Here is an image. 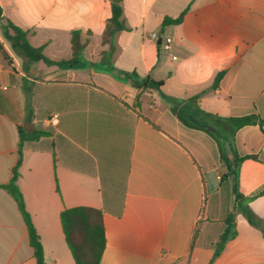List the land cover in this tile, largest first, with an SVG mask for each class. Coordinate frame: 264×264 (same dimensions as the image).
Returning a JSON list of instances; mask_svg holds the SVG:
<instances>
[{
	"label": "crops",
	"instance_id": "0c3cea01",
	"mask_svg": "<svg viewBox=\"0 0 264 264\" xmlns=\"http://www.w3.org/2000/svg\"><path fill=\"white\" fill-rule=\"evenodd\" d=\"M121 5L129 30L116 33L110 58L102 55L108 50L102 35L112 0H0L3 22L27 31L29 43L50 60L72 58L75 30L85 44L73 68L30 62L0 28V185L11 180L18 159L19 127L33 123L27 134H49L24 144L17 185L46 264H76L61 213L77 206L103 211L100 264H208L227 219L237 235L213 264H264V131L259 123L234 131L185 104L199 94L200 110L264 121V0ZM182 13L180 24L162 26ZM166 37L173 57L161 46ZM124 72L164 85L161 92L142 91ZM180 102L210 123L229 166L215 136L173 114ZM235 153L257 159L237 164ZM124 178L117 215L103 184ZM0 264H36L18 204L2 188Z\"/></svg>",
	"mask_w": 264,
	"mask_h": 264
},
{
	"label": "trees",
	"instance_id": "16d2710c",
	"mask_svg": "<svg viewBox=\"0 0 264 264\" xmlns=\"http://www.w3.org/2000/svg\"><path fill=\"white\" fill-rule=\"evenodd\" d=\"M121 2L122 0H112V15L107 20L102 35V44L104 46H108V50L102 52L103 57L108 56L111 58V56L115 53L116 47L114 44V37L116 33L129 30L125 26V22L123 20V8ZM183 18L184 13H182L177 18L166 17L162 23V26L164 27L171 24H180L183 21ZM0 28L2 30L4 38L8 42H10L11 47L15 51V53H17L21 57L26 58L30 62L44 61L49 65H58L60 67L73 68L78 65L81 51L85 47V44L81 42V31H73L71 37L73 51L72 58L67 61L56 62L46 57L43 54L42 48H35L29 43L27 38V31L15 25L10 20H5V22H3V18H1V8ZM123 75L125 79L133 80L136 86L142 91L157 90L161 92V88L164 85L163 80H154L151 76L141 78L136 72H124ZM222 76V72L217 74L213 85L214 87H216ZM199 97V94L195 95L185 101V104L187 103L189 105V108H192L193 106L198 107L199 111L204 115L205 118L227 124L234 131L247 125H255L259 123L260 127L264 131V121L259 120L256 115H247L242 117H221L216 114L200 110L198 105ZM139 98L140 93L137 95V99ZM184 109V104L180 102L175 104L171 110L173 114L176 115L185 126L190 128L202 129L215 136L214 133L209 129V122L199 121L193 113H187V111ZM48 134V131L35 129L34 132L29 135L24 131L23 127H19L18 159L15 166L13 167L11 180L6 184L0 185V188L6 190L18 204L19 210L27 226L29 243L33 248L36 264H46L44 249L40 237L33 225L31 216L25 208L23 195L17 185V182L20 177L19 168L22 164V151L24 144L29 141L37 140L40 137ZM216 138L219 142L221 158L229 166L230 164L220 143V138ZM234 157L235 163L237 164H240L246 159H257V157L254 155L239 156L237 153L234 154ZM232 173L233 175H235V170H232ZM125 179L126 178H124V181L120 183L109 185L103 184V195L105 197V201L112 205L113 210L115 213H117V215H120L123 209V202L126 193ZM109 198H111V200ZM231 223L232 222L230 221V219L223 221V224H225V229L218 237L213 256L208 264H213L215 259L223 251L226 242L230 238H233L237 235L235 226H229ZM61 225L65 235L66 243L71 251L75 263L100 264L106 246L103 211L101 209L88 206L66 208L61 213ZM194 239L196 240V233Z\"/></svg>",
	"mask_w": 264,
	"mask_h": 264
},
{
	"label": "built area",
	"instance_id": "2783aa9c",
	"mask_svg": "<svg viewBox=\"0 0 264 264\" xmlns=\"http://www.w3.org/2000/svg\"><path fill=\"white\" fill-rule=\"evenodd\" d=\"M152 37H153V38H157V33L152 34ZM172 43H173V40H172V38H170V37H166V38L164 39V41L161 43L162 48H163L165 51L169 52V54H170L171 57H173V54H172V52H171V49H172Z\"/></svg>",
	"mask_w": 264,
	"mask_h": 264
},
{
	"label": "water",
	"instance_id": "95a60500",
	"mask_svg": "<svg viewBox=\"0 0 264 264\" xmlns=\"http://www.w3.org/2000/svg\"><path fill=\"white\" fill-rule=\"evenodd\" d=\"M161 43V42H159ZM34 124L33 123H26L24 125V131L26 133H31L33 131ZM210 130H214L213 128L209 127Z\"/></svg>",
	"mask_w": 264,
	"mask_h": 264
}]
</instances>
